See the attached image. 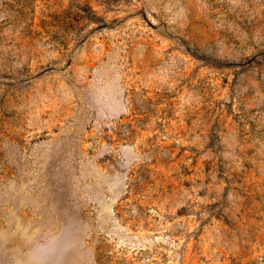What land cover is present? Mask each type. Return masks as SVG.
Returning <instances> with one entry per match:
<instances>
[{"label": "rangeland", "instance_id": "rangeland-1", "mask_svg": "<svg viewBox=\"0 0 264 264\" xmlns=\"http://www.w3.org/2000/svg\"><path fill=\"white\" fill-rule=\"evenodd\" d=\"M0 264H264V0H0Z\"/></svg>", "mask_w": 264, "mask_h": 264}]
</instances>
